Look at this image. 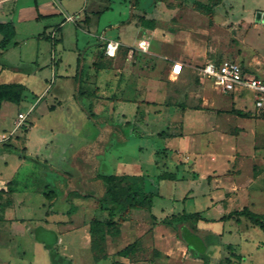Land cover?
Masks as SVG:
<instances>
[{"label": "rangeland", "instance_id": "1", "mask_svg": "<svg viewBox=\"0 0 264 264\" xmlns=\"http://www.w3.org/2000/svg\"><path fill=\"white\" fill-rule=\"evenodd\" d=\"M54 5L55 14L42 16L39 24L40 32L59 25L55 39L42 37L37 45L23 43V27L18 24L3 59L25 64L38 47L36 73L17 80L27 84L22 99L4 101L0 107V134L10 136L9 145L4 137L0 139V183L14 177L19 186L31 189L50 182L45 189H53L56 195L47 206L57 208L52 213L60 212L58 218L66 217L76 209L74 197L80 196L71 195L62 202L64 172L81 176V170L95 165L91 152L100 150L94 155V171L144 174L145 188L156 193L149 210L160 215L159 220L146 217L147 224L158 225L156 241L142 235L134 240L128 260L111 256L102 264H264V229L244 216L238 221L218 220L244 206L264 213V112L256 110L252 90L220 93L194 68L206 60L232 59L251 73L264 71V0H55ZM84 15L89 21L81 25ZM142 16L152 18L155 26L143 25ZM122 21L124 26H114ZM123 28L136 40L150 41L149 52L135 53L134 61L126 58L124 49L117 55L121 61L105 56L98 35L105 30L104 36L118 35L125 43ZM161 50L165 58L158 55L163 54ZM183 55L194 58L193 67L185 72L187 83H179V76L169 73L174 60L185 64ZM77 57L83 68L80 83L74 77ZM98 63L100 69L105 68L99 73L104 89L100 93L94 89ZM137 70L163 82L160 93H150L154 97L150 104L141 102L138 108L132 98L140 100L146 94L136 90ZM78 85L84 93L78 94ZM115 95L126 100L114 99ZM178 101L182 107L176 106ZM186 108L191 109L186 122L189 130H184L179 119V111ZM136 111V117L144 121L142 133L131 130ZM18 113L26 117L13 130ZM122 113L132 125L123 122ZM184 134L189 136L184 138L191 144L188 150L180 148L179 136ZM97 138L101 140L87 153H78ZM203 166L215 168L198 178ZM164 171L174 172L175 178L158 179L157 174ZM80 198L91 201L86 218H100V210L92 205L95 201ZM30 204L37 216L41 199L34 196ZM182 211H199L215 219L189 221L187 226L194 233L184 231L185 239L202 250L204 258L191 254L175 222L161 221ZM124 219L123 214L113 228ZM37 234L51 242L54 239L40 228ZM8 238L15 249V238ZM103 245L97 234L93 252L100 261ZM88 252L79 256L76 251L77 264L92 263ZM30 254L26 250V257ZM55 263L67 264L59 258Z\"/></svg>", "mask_w": 264, "mask_h": 264}, {"label": "crops", "instance_id": "2", "mask_svg": "<svg viewBox=\"0 0 264 264\" xmlns=\"http://www.w3.org/2000/svg\"><path fill=\"white\" fill-rule=\"evenodd\" d=\"M55 0H0V22H7L11 21L14 25L15 34L18 29V24L22 25L23 27V37L22 42L31 44L36 43V45L39 43V40L43 38H48L51 40V35L56 36L58 30L56 28L59 25H51L47 29L44 28L42 32H40V19L42 16L48 17L55 14L53 7L55 6ZM89 21V16L84 15V18L81 25L87 24ZM122 22H119L118 24H114V26L122 27L124 24ZM53 30V34H51V31ZM14 34V36H15ZM121 34L124 35L126 42L124 43V40H121V38L116 36H104L106 35V32H104L98 37L102 39V47L104 45V41L106 39H117L120 41V46L117 50V53L114 58L121 59L120 56H117L120 52V50H125V56L128 60L134 61L136 60L135 55L132 57L128 53L127 49H129L130 46H133L136 44L137 40L133 33H126V29L123 28L121 30ZM13 36V38H14ZM1 38V34H0ZM13 40V39H12ZM12 42V41H11ZM148 45V49L150 46V41ZM8 47V46H7ZM0 49V60H2V65H0V82H20L17 81L19 76L22 75V78H28L30 75L36 73L38 68V47L34 49V51L31 54V57L28 59V62H25V64H20L19 66L12 63V61L6 60L3 61V59H6L8 54V48ZM32 49V48H31ZM163 52V50H161ZM146 52H149L147 50ZM145 52H138L137 54H141ZM189 53V52H188ZM158 54V53H157ZM161 57H166V53L163 52V54H158ZM53 56V55H52ZM184 59H186L185 64H183L180 60H174L169 67V73L170 68L172 64L176 61H179L182 64V70L177 75L179 76L178 79H180L179 83H187L186 80L188 79L187 69L189 67H193V65L190 62H193V59L191 56L183 55ZM53 58V57H52ZM134 59V60H133ZM19 61L21 59L19 58ZM121 61V60H120ZM118 61L117 65L114 64V66H119L121 63ZM203 63V62H202ZM32 64V67L30 66ZM82 65V64H81ZM201 65L196 64L194 68L196 69L197 73L198 66ZM29 66V67H28ZM105 69V68H103ZM100 63L96 65L95 69V90L97 93H100V91L103 92L101 80H99V73L100 70ZM116 68H113L112 70H115ZM118 69V67H117ZM75 72H76V65H75ZM75 74V73H74ZM127 75H131V73ZM140 75V76H138ZM172 77H177L174 75H170ZM200 76V74H199ZM136 81V90L137 91H144L143 93L146 94L144 98L142 99H134L132 100L136 102L137 108L140 105L141 102L145 103L146 105H149L150 103L148 101L152 100L150 97V93L154 94L157 92H161L163 90V82L155 77H153L150 73L140 74V72L137 70L134 72V80ZM23 83V82H21ZM26 88L27 84L23 83ZM149 93V94H148ZM103 95V94H98ZM114 99L118 100H126L121 99L119 96L115 95ZM128 99V98H127ZM158 103V102H157ZM180 105V106H179ZM177 107H182L180 101L177 102ZM51 107V106H50ZM53 107V106H52ZM191 109H181L179 111V119L182 120L184 124V130L187 129L186 122L188 115H190ZM137 111L134 114V121L136 125H132V121L128 120L124 113H122L123 116V122L131 123L129 124L131 126V130L133 132L144 131V121L137 118ZM143 116V113L141 114ZM140 115V116H141ZM139 116V117H140ZM178 119V120H179ZM138 128L139 130H136ZM192 129V128H190ZM189 130V129H187ZM165 131V130H162ZM160 131V132H162ZM167 132V131H165ZM107 132H105L104 136L107 137ZM169 136V135H168ZM4 137L7 141L5 144L9 145L10 136H2L0 134V139ZM182 139V142L180 144V148L184 150H188L191 147V144L187 142L184 138H189L188 135L179 136ZM199 169L201 166H198ZM215 168V166H203L202 173L199 171L198 178L203 177L206 174V171ZM125 173V172H124ZM121 174V173H117ZM129 174H136V173H129ZM143 175L144 174H140ZM145 177V176H144ZM43 180H45L43 177H41ZM42 180V181H43ZM145 180V179H144ZM8 182L9 185L7 184ZM51 185L50 182H47V184H43L32 187L31 189H27L25 185L19 186L18 180H16L14 177L5 180L4 182L0 183V188H3L5 190L4 196L11 198V203L6 206L0 207V264H38L39 258L42 260V264H57L56 259L65 260L67 264H77V257H76V251L79 253V256L84 253V255H90L92 259L91 264H102L105 262V260L112 256L114 259H124L128 260L131 256H124L121 257L119 255H114L119 249L127 245L128 243L133 242L135 239L142 237V235H145L148 237L149 240L156 241L158 239L157 235V227L158 225L151 226L150 224H147L146 217H151V214L154 217L151 218H157L159 220L160 215L155 214L151 210L145 208L147 212H144L142 209L144 208H132L124 213V220L121 222L120 225H118V233H106L104 238V257H102L101 261H96L94 259V252L92 250V244H91V236L89 233V221L91 218H86L85 212L88 209V205L91 204V201H87L84 199H81L80 197H74L73 203L76 205V209L73 213L70 215L61 216L58 218V215L60 212L52 213L50 211V207L48 208V204L55 198V192H49V190L53 189H45V187H48ZM49 192V193H48ZM34 196L41 199V207L39 214L36 216L34 213V209L32 208L31 212L30 207L32 204L30 202L33 201ZM94 209H97V203L93 202ZM153 205V204H152ZM152 208V206H151ZM163 210V209H161ZM163 212V211H162ZM194 212V211H193ZM102 215H106V212L100 211V218ZM162 215V214H161ZM114 219L118 222V217L115 216ZM156 220V221H158ZM40 228L41 230H44L48 233H50L53 236V241H48L46 238L39 237L37 234V230ZM3 236V237H1ZM8 236H11L14 239L15 249L12 248V246L9 244L10 238ZM3 238V239H1ZM59 246H61V253L59 252ZM76 247L74 251V248ZM26 250H30L31 254L26 257ZM137 251H135L133 254H136ZM81 253V254H80ZM47 260H46V257ZM161 255V254H160ZM106 257V259H105ZM81 258V257H80ZM108 260V259H107ZM108 262L107 264H109Z\"/></svg>", "mask_w": 264, "mask_h": 264}, {"label": "trees", "instance_id": "3", "mask_svg": "<svg viewBox=\"0 0 264 264\" xmlns=\"http://www.w3.org/2000/svg\"><path fill=\"white\" fill-rule=\"evenodd\" d=\"M132 1L135 2L138 0ZM141 23L149 28H153L155 26L154 20L152 18H145L143 16L141 17ZM56 30H59V26L56 28ZM0 34V49H5L11 43L15 34L13 23L11 21L0 22ZM54 39L55 36H51V40L53 41ZM215 61L220 60L216 59ZM82 73L83 68L81 65V59L80 57H77L76 72L74 74V77L79 83L81 81L80 78L82 76ZM25 90L26 86L21 82H0V107L2 105V102L4 101L18 103L22 99ZM77 91L78 94L84 93V91L80 90L79 85ZM50 108H52V106ZM99 139L100 138H97L85 148L81 147L78 150V153H87L89 148L94 147L96 145V141ZM166 150L167 148H162V151ZM98 152H100V150L91 152L93 157H91V159L94 161L95 165L96 160L94 158V155ZM94 166H92L90 170L87 169L89 166H87L84 171L81 170V176H75L68 171L64 172L67 181L60 195L62 202L71 195L93 199L97 203L98 209L100 211L106 212V215H104L103 217H93L89 221V233L91 236L92 250L94 249V238L97 234H100V239L103 240L104 243L106 233H118V228H113L116 227L117 223V221L114 219L115 216L121 218L125 212L132 208L150 209L153 204V198L156 195V193L152 190H147L145 188L143 175L129 173L117 174L96 172L94 171ZM157 178L174 179L175 173L164 171L157 174ZM9 183L10 182H8L7 184L9 185ZM52 191L53 190H49V192ZM4 193L5 190L3 188H0V207L6 206L11 203V198L5 197ZM56 209L57 208L50 209V211L52 212ZM71 209L72 208L67 209V211L70 212ZM241 216L247 217L250 221L257 224L261 229H264V213L254 212L245 206L240 209L231 210L226 214L221 215L218 220L223 221L234 219L238 221ZM151 217L154 216L151 214ZM198 220L211 221L215 219L206 218L199 211H182L179 214L171 215L170 218L164 217L161 221L168 223L175 222L178 226V231L185 239L184 231L194 233L187 226L188 222ZM185 241L187 243V248L190 250L193 256L204 258L205 255L203 254V251L196 248L195 244L192 241H188L186 239ZM134 248L135 241L128 243L127 245L119 249L116 253L119 255L128 256L133 252ZM94 259L96 261L99 260V258L95 254Z\"/></svg>", "mask_w": 264, "mask_h": 264}, {"label": "built area", "instance_id": "4", "mask_svg": "<svg viewBox=\"0 0 264 264\" xmlns=\"http://www.w3.org/2000/svg\"><path fill=\"white\" fill-rule=\"evenodd\" d=\"M66 19L72 20V16L67 15ZM149 42L145 37L137 39L135 45L130 46L127 50L132 57L135 53L146 52ZM120 46L117 39H106L103 45V52L107 57L116 55ZM182 70V64L176 61L170 68V75L177 76ZM200 77L212 81L213 86L220 93H230L241 89H250L254 92L253 100L255 108L258 112H264V71L260 70V74H254L241 63L232 59H222L220 61L206 60L198 66ZM26 115L18 113L17 119L14 121L13 130L19 128Z\"/></svg>", "mask_w": 264, "mask_h": 264}, {"label": "water", "instance_id": "5", "mask_svg": "<svg viewBox=\"0 0 264 264\" xmlns=\"http://www.w3.org/2000/svg\"><path fill=\"white\" fill-rule=\"evenodd\" d=\"M260 15V12L257 14V16H259ZM262 17L264 18V14L262 15Z\"/></svg>", "mask_w": 264, "mask_h": 264}]
</instances>
